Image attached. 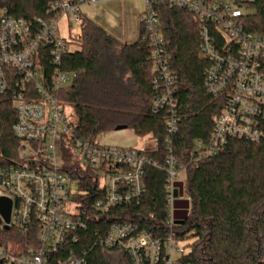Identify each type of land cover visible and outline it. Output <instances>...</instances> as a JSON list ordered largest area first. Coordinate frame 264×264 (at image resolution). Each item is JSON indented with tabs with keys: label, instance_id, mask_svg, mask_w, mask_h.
Masks as SVG:
<instances>
[{
	"label": "built area",
	"instance_id": "1",
	"mask_svg": "<svg viewBox=\"0 0 264 264\" xmlns=\"http://www.w3.org/2000/svg\"><path fill=\"white\" fill-rule=\"evenodd\" d=\"M45 1L51 16L36 18L34 22L0 9V91L12 87L11 100L17 116L12 130L17 139L18 157L24 161L0 166V197L11 201L7 224L0 215V232L13 228L26 236L35 229L37 241L35 245L18 244L14 250L0 244V261L88 264V250L76 251L70 247V242H78L76 233L85 229L86 220L81 202L76 199L83 190L64 164L65 135L72 131L73 118L58 102L57 92L76 76L75 72L63 70L61 61L69 46L80 39V5L101 0ZM142 1L140 23L151 47V84L157 91L152 110L166 107L168 113L164 163L152 161L145 150L136 147L101 145L83 138H73L70 144L78 159L75 166L92 176L96 193L102 195L91 204L92 210L100 215L143 194L147 165L165 171L166 224L170 227L175 224L173 202L184 193L185 168L172 154V136L178 131L176 85L168 66L156 6L167 3L192 14L198 25V55L208 62L205 89L224 100L208 143L195 140L197 152L190 156L191 161L216 154L228 138L253 142L262 138L264 34L245 27L244 18L250 13L252 0ZM63 17L69 21L68 36L59 31ZM70 21L78 22L79 31L73 35ZM43 59L51 63L49 72ZM185 199L189 200L186 194ZM183 239L173 231L153 236L134 224L112 222L92 246L121 251L131 264H184L182 259L189 249L181 243Z\"/></svg>",
	"mask_w": 264,
	"mask_h": 264
},
{
	"label": "trees",
	"instance_id": "2",
	"mask_svg": "<svg viewBox=\"0 0 264 264\" xmlns=\"http://www.w3.org/2000/svg\"><path fill=\"white\" fill-rule=\"evenodd\" d=\"M250 7L253 12L244 18L246 29L264 34V0H252ZM0 9L32 22L51 16L45 0H0ZM156 11L176 85L178 131L172 136V154L185 168L183 191L189 197L187 203L178 204L185 210L173 212L174 220L181 223L166 224L165 171L147 165L143 194L100 215L91 208L102 196L96 193V181L73 164L65 169L83 190L76 199L81 202L86 227L76 233L79 240L70 242V247L88 250V264H131L121 251L116 256L115 250L92 246L110 223L128 222L153 236L173 231L185 238L191 232L193 242L187 246L184 264H264V121L259 141L228 138L216 154L197 162L190 160L197 152L195 140L208 143L224 100L205 89L208 62L198 55V25L192 14L167 3L158 4ZM79 25L80 39L72 43L76 47L69 48L61 61V68L76 76L57 92L58 102L73 118L63 156L73 138L96 141L99 134L125 125L138 137L149 136L155 148L145 155L164 163L168 113L166 107L152 110L157 91L151 84V47L142 27L135 41L122 43L87 17L80 15ZM43 63L49 72L51 63L48 59ZM261 69L264 73V58ZM11 92L12 87L0 91V166L24 162L18 157L12 130L17 116ZM36 242L35 229L26 236L13 228L0 232V244L12 250L18 244Z\"/></svg>",
	"mask_w": 264,
	"mask_h": 264
},
{
	"label": "rangeland",
	"instance_id": "3",
	"mask_svg": "<svg viewBox=\"0 0 264 264\" xmlns=\"http://www.w3.org/2000/svg\"><path fill=\"white\" fill-rule=\"evenodd\" d=\"M143 10L144 2L142 0H101L94 3H83L80 5L81 16H87L91 20L95 22L97 21V23L106 25L112 34L114 33L121 40L125 39L128 43L133 42L138 37L139 22H141ZM243 10H246V8H243ZM251 12L253 11L250 7V13ZM62 23L63 22L60 23L59 31L64 34ZM70 23L72 25L71 34L73 35L79 31L78 22L70 21ZM75 47V45L69 46L71 49ZM96 142L101 145L136 147L145 151L155 148V142L149 136L138 137L129 128L101 133L97 136ZM66 147H68V145L64 148ZM64 154L65 167L78 163L77 156L71 147H69ZM75 185L76 184L73 186ZM179 196L180 198L175 199L173 202V212L174 210H185V208L178 206L181 201L187 203L185 194L181 192ZM1 221L2 218L0 216V223ZM190 233L191 232L186 234V237L181 242L186 247L193 242V239L189 238ZM114 254L117 256L118 252H114Z\"/></svg>",
	"mask_w": 264,
	"mask_h": 264
},
{
	"label": "water",
	"instance_id": "4",
	"mask_svg": "<svg viewBox=\"0 0 264 264\" xmlns=\"http://www.w3.org/2000/svg\"><path fill=\"white\" fill-rule=\"evenodd\" d=\"M125 125H118L114 128V130H121L125 129ZM174 196H176V190H174ZM10 211H11V201L8 198L0 197V215L3 217L5 223L7 224L9 222L10 217ZM175 223H181L180 221H174ZM8 226L5 225V229H7Z\"/></svg>",
	"mask_w": 264,
	"mask_h": 264
},
{
	"label": "crops",
	"instance_id": "5",
	"mask_svg": "<svg viewBox=\"0 0 264 264\" xmlns=\"http://www.w3.org/2000/svg\"><path fill=\"white\" fill-rule=\"evenodd\" d=\"M81 15V14H80ZM84 17H87V16H84ZM88 18V17H87ZM90 19V18H89ZM93 21V20H92ZM61 22H63L62 23V25H63V32H64V34H62L63 36H68L69 35V21L66 19V18H61L60 19V21H59V29H60V23ZM95 22V21H94ZM96 24H98L100 27H102L108 34H110L111 36H113L115 39H117L118 41H120V42H122V43H128V42H126V40L124 39V40H121V39H119L114 33V35L111 33V31H109V29H108V27H106V25H104V24H102V23H97V21L95 22ZM140 28H141V23L139 22V29H138V31L140 32ZM139 32H138V36H139ZM138 38V37H137ZM136 38V39H137ZM135 39V40H136ZM134 40V41H135Z\"/></svg>",
	"mask_w": 264,
	"mask_h": 264
}]
</instances>
